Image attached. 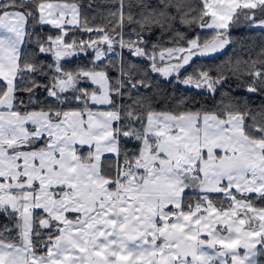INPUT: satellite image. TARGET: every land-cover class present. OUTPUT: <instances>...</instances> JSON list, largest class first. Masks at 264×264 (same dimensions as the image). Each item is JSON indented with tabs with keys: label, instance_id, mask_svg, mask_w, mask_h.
Wrapping results in <instances>:
<instances>
[{
	"label": "snow or ice",
	"instance_id": "snow-or-ice-1",
	"mask_svg": "<svg viewBox=\"0 0 264 264\" xmlns=\"http://www.w3.org/2000/svg\"><path fill=\"white\" fill-rule=\"evenodd\" d=\"M240 28L264 0H0V264H264V43L196 63Z\"/></svg>",
	"mask_w": 264,
	"mask_h": 264
},
{
	"label": "trees",
	"instance_id": "trees-1",
	"mask_svg": "<svg viewBox=\"0 0 264 264\" xmlns=\"http://www.w3.org/2000/svg\"><path fill=\"white\" fill-rule=\"evenodd\" d=\"M232 38L234 43L225 51V53L221 56H217L215 59L205 58L203 60H197L196 63H204L206 65H214L219 63L221 60L233 56L234 52L237 56H243L244 52L242 49H248L252 51L253 49H258L262 43H264V37L259 32V30H250L247 28L234 29L232 32ZM84 60L81 58L80 60H74L73 63H83ZM230 85L235 87V82L230 81ZM161 89L167 91L170 94H186L193 95L195 94L192 90L186 89L183 86L175 83H168L165 81H160ZM240 91V90H238ZM198 99L200 97H197ZM249 99L253 103H260L259 97H249Z\"/></svg>",
	"mask_w": 264,
	"mask_h": 264
}]
</instances>
